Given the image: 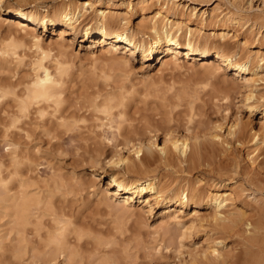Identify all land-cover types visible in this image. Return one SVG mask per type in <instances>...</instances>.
Returning <instances> with one entry per match:
<instances>
[{
  "label": "bare ground",
  "instance_id": "1",
  "mask_svg": "<svg viewBox=\"0 0 264 264\" xmlns=\"http://www.w3.org/2000/svg\"><path fill=\"white\" fill-rule=\"evenodd\" d=\"M2 1L0 0V3ZM14 1L21 3L23 7L15 8L9 3L6 4L7 14L17 18L8 26L24 31L32 46L38 51H42V38L37 35V27L42 28L43 31L47 26L61 27L58 36L60 40L63 34L76 35L82 30L83 38L81 39L89 41L93 46L92 49L109 45L113 52H117L119 46H122L123 54L128 53L132 57L138 53L142 60L152 63L155 57L162 55L159 60L161 67L156 72L161 71L160 73H162V70L169 66L174 69L180 68L182 64L178 55L181 52L185 59H211L212 61L204 67L212 77H219L221 71L232 72V79L239 83V88L243 93L239 103L242 109L249 114L258 113L260 115L257 129L245 124L240 118H234L225 128L222 123L218 122L210 125L209 134L208 132L203 136L192 134L191 126L197 118L196 107L191 100L193 97L188 95L191 97L188 99L189 97L185 95L183 96L186 98L185 100L177 92L176 95L173 93L174 95L171 94V96L166 94L168 97L163 96L164 100L157 111L159 118L146 123L141 130H135L134 127L131 128V125H124L126 110L125 103L121 102V98L116 105L117 100L114 102V98H116L114 96L103 98L100 104L96 103L97 99L95 98L91 107L93 113L103 114L107 122L106 125L100 124L101 127L106 126L109 131V136H107L108 134L103 135L104 140L108 143H115V148L122 146L128 154L124 158L119 153H115L107 161L111 167L109 184L115 188V194L112 196H120L119 203L126 206L133 207V201L149 208L161 205L160 217L181 227L183 237L200 234L199 232L204 233L205 247L196 256L193 255L187 260L182 259L179 264H264V233L262 232L264 217L260 216L259 212L256 218L250 219L249 217L253 216H245V212H241L242 209L239 211L231 209L242 196L248 198V202L253 208L261 210L264 206V89H260V83L264 81V54H242L246 41L237 45L229 44L227 42L229 32L225 28H220L219 31L212 30L210 34H205V31L202 32L201 29H198V26L192 27L191 14L185 15L178 8L179 0L152 1L154 3L152 16L142 19L140 24V30L146 31L148 34L146 39L143 36L141 39H136V34L130 28L117 22L120 17L119 14L118 16L112 15V8L115 6L113 2L108 1L105 9H95L100 0H87L83 4H78L73 0H50L53 4L41 11L35 3H43L44 0ZM146 2L147 0H141V3L145 4L143 10L147 5ZM241 2L243 1L233 0L232 7L235 12L211 13L210 22L222 20L239 24L244 21L243 25H248L250 22L249 27L263 28L264 16L256 15L249 18L248 15H243L245 9H249L250 6L244 8ZM87 8L92 10L91 14L87 15ZM219 10L220 8L216 7L213 12ZM204 14L205 12L200 16V23L204 22ZM86 21L87 23H85ZM199 28H202V24H199ZM19 42L11 40V42L0 46V60L16 57L17 50L24 43L22 40ZM61 54L63 55V52ZM49 58L47 52L40 53L32 64L34 75L21 94L0 88V101L11 96V108L8 110V114L10 127L14 134H16L15 131L24 132L22 127L33 122L46 127V135L51 132L57 133V130L60 129L66 132L79 129L77 115L63 107L60 85L66 75L65 62H61L58 58H51L50 61ZM150 67L148 65V68ZM129 68L130 65L125 62V69ZM170 88L167 89L168 92L171 91ZM209 95L212 100L215 99L221 103L220 107L228 108L230 102L228 94L213 88ZM117 108L120 110L113 113L112 111ZM49 109L52 110V114L48 120L46 116ZM185 117L187 119L183 124L181 121ZM84 120L82 117L81 121ZM158 132L162 134L163 138L161 146L157 144ZM144 133L153 135L144 138ZM237 146L246 150V156L252 166L249 168L250 170L245 168L243 171L240 170L239 163L233 155ZM89 152L95 156L101 155L98 147L92 148ZM130 153L134 158L133 156L129 157ZM24 158L23 162L18 154H15L11 158L14 167L13 173L5 177L0 172V210L3 211L4 219H7L4 222L9 227L8 233L14 237V243L16 242L11 253V263L13 261L12 264H23L24 262L26 264H51L56 256H62L64 260L67 258L74 260L77 253L71 251L72 247H69V240L65 237L67 234H63L64 231L59 227L62 225L59 223L61 221L50 219L49 225L45 226L44 216L48 207L46 194L43 195L41 191H33L30 188L33 184H28L21 179V166L23 168L29 166V158ZM157 162L164 168L177 167L181 172L198 173L200 176H204V179L206 176L215 177L218 175L220 177L215 178L218 181H221L222 177H227L231 181L230 179H233L234 176L241 175L246 178L249 189L243 185H219L214 181L212 186H208L207 189L196 186L188 180L184 184L171 186L164 181L162 176H159L157 168H152ZM119 170L125 174H138L142 170L145 176L142 179L130 180L122 177ZM204 179H200L199 182ZM12 182L17 184L13 185ZM103 193L106 197L108 196V191H103ZM48 201L50 202V200ZM188 207H193V215L184 218L181 215L184 213L183 210ZM201 207L210 209V213L202 216L197 215L196 210ZM243 207H247V204L242 203ZM261 219H263V223ZM251 222L253 223L252 231H246L239 235L238 226L248 227ZM42 231L43 233H41ZM27 234H33L38 239L39 245L38 248L36 246L32 248L30 254L27 248ZM231 236L242 239L240 241H242L245 252L234 255V251L228 249L225 241ZM37 251L40 252L37 253ZM25 256L27 257L25 258ZM3 259L4 254H0V264H3ZM39 259L42 260L41 263H39ZM66 261L68 262V260Z\"/></svg>",
  "mask_w": 264,
  "mask_h": 264
},
{
  "label": "rangeland",
  "instance_id": "2",
  "mask_svg": "<svg viewBox=\"0 0 264 264\" xmlns=\"http://www.w3.org/2000/svg\"><path fill=\"white\" fill-rule=\"evenodd\" d=\"M73 1L78 4L87 2V0ZM108 1L115 4L112 8V15L118 16L119 14L120 19L117 22L130 28L136 34V39H141L142 36L146 39L148 34L146 31L140 30V24L142 19L152 16L153 0H147L146 6L150 5L151 7L148 9L145 6L144 10L145 4H142L141 0H100L95 9H105ZM242 1L241 4L244 8L250 6L249 9H245L243 15H248L249 18L256 15L264 16V0ZM7 3L15 8L23 7L21 3L14 0H3L0 3V46L11 42V40L14 42L22 40L24 43L17 50L16 57L0 60V88L17 94L25 91L34 75L33 62L42 51L47 52L50 56L49 60L58 58L61 62H65L66 75L60 85L63 107L77 115L78 131L66 132L60 129L57 130V133L51 132L46 135V127L33 122L22 127L24 132L15 131L16 134H14L10 127L8 114V110L11 108V96L0 101L1 174L6 177L13 173L14 167L11 158L15 154H18L23 162L25 161L24 157L29 158L28 168L21 166V179L28 184H33L30 187L33 191H41L43 195L46 194L48 207L44 216L45 220L43 219L45 226L49 225L50 219H55L58 222L60 220L59 223L62 225L58 226L64 231L63 234H67L65 237L69 240L71 251L77 253L74 260L67 258L68 262L62 259V256H56L51 264H179L182 259L187 260L193 255L196 256L206 245L203 232H199L201 235L196 233L183 237L181 227L160 217L161 205L149 208L133 201V207L126 206L119 203L120 196H112L115 194V188L109 184L111 167L107 161L115 153H119L124 158L128 154L122 146L115 148V143H108L104 140L103 135L108 134L107 136H109V131L106 126L101 127L100 124L107 122L103 114L92 112L91 105L95 98L97 99L96 103L100 104L103 98L114 96L116 97L114 102L117 100L115 105L121 98V102L125 103L126 110L124 125H131V128L141 130L143 125L159 118L157 111L164 100L163 96L168 94L171 96L173 93L176 95L177 92L182 95L181 97L185 95L193 97L192 99L188 98L194 102L197 112V118L193 121L195 123L191 126L192 134L199 136H203L207 132L209 134L212 124L218 122L222 123L225 128L234 118H240L245 124L257 129L260 115L258 113L249 114L242 109L239 103L243 93L239 88V83L232 79V72L221 71V76L212 77L204 67L212 61L211 59H185L182 57L184 56L183 52L178 55L182 64L180 68L174 69L169 66L162 70V73H160L161 71L156 72L161 67L159 60L162 55L155 57L152 63L142 60L138 53L132 57L128 53L123 54L122 46H119L117 52H113L109 45L92 49L93 46L89 41L81 39L83 38L82 30L76 35L63 34L60 40L58 36L61 27L47 26L44 31L37 27V35L42 38V51H38L32 46L24 31L8 26L17 18L7 14L5 10ZM232 3L233 0H179L177 5L185 15L191 14L192 27L198 26V29H201L202 32L205 31V34H210L212 30L219 31L220 28H225L229 32L227 39L229 44L237 45L246 41L242 54L263 55L264 27L261 29H258V26L249 27L250 22L248 25H243L244 21L239 24L222 20L210 22L211 13L235 12ZM52 4L53 2L50 0L35 3L39 10L47 9ZM216 7H219L220 10L213 12ZM87 11V15L92 13L89 8ZM204 12V22L200 23V16ZM199 24H202V28H199ZM82 26L80 28L83 29ZM136 27L137 29H135ZM125 62L130 65L129 69H125ZM148 65L151 67L148 68ZM260 85V89H264V81ZM168 88L171 89L170 92H168ZM213 88L229 95L228 108L220 107L221 103L218 100H212L209 94ZM97 92L99 94L96 95ZM194 97H196V101ZM184 99L186 100V98ZM119 108L112 112L116 113ZM51 114L52 110L49 109L46 119L49 120ZM80 117H84L85 120L82 122ZM186 119L185 117L181 122L184 124ZM160 132L157 133L159 146L163 143ZM151 135L153 134L144 133V138ZM95 147H98L100 156L92 155L89 152ZM228 147L227 149H229ZM233 155L239 163L240 170L243 171V168L250 170L249 168L252 166L244 148L237 146ZM132 156L130 153L129 157ZM152 168H157L159 176H162L164 181L171 186L184 184L188 180L205 189L212 186L213 181L219 185H243L249 189L246 178L241 175L234 176L233 179H230L231 181L227 177H222L221 181H218L215 179L220 177L218 175L215 177L206 176L204 179V176H200L198 173L181 172L177 167L164 168L158 162ZM119 173L122 177L130 180L142 179L145 176L142 170L138 174H125L120 170ZM196 177L198 179H195ZM200 179L204 180L199 182ZM12 184L16 185L17 183L12 182ZM103 191H108L107 197ZM243 197L234 203L233 208L231 207L233 211L242 209L241 212H245V216H253L249 217L250 219L256 218L259 212V215L264 217V206L261 210L253 208L248 202V198ZM242 203H246L247 207L242 208ZM196 211L199 216L210 213V209L206 207H201ZM183 212L181 216L189 218L193 215V207H188ZM2 213L3 211L0 210V254H4L3 264H12L11 253L16 242L14 243V237L8 233L9 227L5 225L7 219H4ZM252 226V222L248 227L239 225V235L246 231H252ZM262 226L264 227V223ZM262 232L264 233V230ZM32 235H26L29 254L32 248L39 247L38 239ZM81 235L83 236L81 237ZM240 240H242L240 237L231 236L225 241L228 249L234 251V255L245 252ZM39 252L37 251V253ZM41 262L42 260L39 259V263Z\"/></svg>",
  "mask_w": 264,
  "mask_h": 264
}]
</instances>
